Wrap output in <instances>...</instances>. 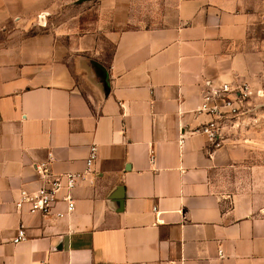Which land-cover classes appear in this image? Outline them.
Instances as JSON below:
<instances>
[{"label": "crops", "instance_id": "1", "mask_svg": "<svg viewBox=\"0 0 264 264\" xmlns=\"http://www.w3.org/2000/svg\"><path fill=\"white\" fill-rule=\"evenodd\" d=\"M83 1L0 0V264H264V202L229 190L264 159L199 131L207 90L264 76V0H169L111 31L78 29ZM43 162L85 172L61 217L17 206Z\"/></svg>", "mask_w": 264, "mask_h": 264}, {"label": "built area", "instance_id": "2", "mask_svg": "<svg viewBox=\"0 0 264 264\" xmlns=\"http://www.w3.org/2000/svg\"><path fill=\"white\" fill-rule=\"evenodd\" d=\"M255 93L256 96H253ZM260 91L245 81L236 84L222 83L206 91L199 111L209 118L202 124L199 131L207 136L210 145L221 146L225 141L233 139L239 131L243 116L250 111L254 98ZM241 120V121H240ZM97 157V147L91 148L86 159V171L91 170ZM41 182L33 189L23 188L17 201L18 207L28 206L31 212L44 215L63 216L76 208V200L72 195L73 188L84 178L85 172L55 174L46 162L38 166ZM63 204L64 208H59ZM27 237L26 228L20 226L13 242L17 243Z\"/></svg>", "mask_w": 264, "mask_h": 264}, {"label": "rangeland", "instance_id": "3", "mask_svg": "<svg viewBox=\"0 0 264 264\" xmlns=\"http://www.w3.org/2000/svg\"><path fill=\"white\" fill-rule=\"evenodd\" d=\"M171 4L169 0H87L67 6L63 11L78 15L79 30L102 28L104 31H111L116 27L131 29L163 23L161 16L174 7ZM123 17L126 18L124 22L121 20ZM100 44L104 57L110 58L114 48L113 41L103 35ZM258 81L256 89L260 91V96L252 99L253 111L243 116L239 131L233 135V139L251 143L252 161L255 163L264 159V76H260ZM253 96H256L255 93ZM261 177L263 180L259 179ZM237 178L229 190L250 191L264 202V171L249 170L244 175H237Z\"/></svg>", "mask_w": 264, "mask_h": 264}]
</instances>
